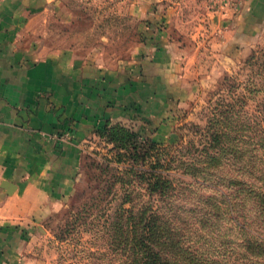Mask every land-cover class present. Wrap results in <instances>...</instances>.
<instances>
[{"label": "rangeland", "instance_id": "374dc122", "mask_svg": "<svg viewBox=\"0 0 264 264\" xmlns=\"http://www.w3.org/2000/svg\"><path fill=\"white\" fill-rule=\"evenodd\" d=\"M18 2L29 19L21 29L24 47L66 51L120 76L118 83L132 95L126 119L111 126L135 132L141 155L132 157L126 139L112 138L109 129L95 132L60 200L27 209V202L7 201L0 191V264H117L110 220L123 201L124 207L135 204L134 211L151 202L173 217L192 236V250L222 243L225 221L211 218L200 228L207 205L198 195L211 189H183L191 178L175 162L198 153L213 117L223 125L245 118L252 126L238 131L250 136L258 122L264 124V17L247 16L255 0ZM158 159L171 162L168 178L176 189L170 197L146 190L142 172ZM238 208L239 221L259 228L252 211ZM194 230L210 235L209 245H200Z\"/></svg>", "mask_w": 264, "mask_h": 264}, {"label": "crops", "instance_id": "0c3cea01", "mask_svg": "<svg viewBox=\"0 0 264 264\" xmlns=\"http://www.w3.org/2000/svg\"><path fill=\"white\" fill-rule=\"evenodd\" d=\"M19 5L0 0V181L16 184L12 194L0 191L7 201L40 209V201L60 200L70 189L95 129L126 119L132 92L120 86V76L66 51L24 47L21 29L29 19ZM249 8L248 17H264V0ZM65 132L68 138H60Z\"/></svg>", "mask_w": 264, "mask_h": 264}, {"label": "trees", "instance_id": "16d2710c", "mask_svg": "<svg viewBox=\"0 0 264 264\" xmlns=\"http://www.w3.org/2000/svg\"><path fill=\"white\" fill-rule=\"evenodd\" d=\"M259 74L264 77V70ZM111 124L107 120L95 132L102 134L109 129L112 138L126 139L124 146L132 147V157L141 155L135 152L138 135L120 124ZM241 125L244 130L252 126L245 118L238 122L226 119L223 125L219 118L213 117L198 153L175 162L191 178L183 189L189 186L211 189L210 194L198 195L199 202L207 205L199 218L200 228H205L211 218L216 224L225 221L229 229H225V239L219 240L222 243L211 244L210 235L194 230L200 235L196 241L200 245L210 242V246L192 250V236L185 234L173 217L161 214L151 202L134 211L135 204L124 207L123 201L110 220L115 249L121 257L117 264H264V124L257 123V136L239 132ZM156 162L158 165L141 171L147 174L146 190L170 197L176 189L168 178L171 162L160 159ZM241 206L253 212L259 228L238 220L235 210ZM234 234L233 238L229 236Z\"/></svg>", "mask_w": 264, "mask_h": 264}, {"label": "water", "instance_id": "95a60500", "mask_svg": "<svg viewBox=\"0 0 264 264\" xmlns=\"http://www.w3.org/2000/svg\"><path fill=\"white\" fill-rule=\"evenodd\" d=\"M0 186L5 189L7 194H12L16 189V184L7 179H2L0 181Z\"/></svg>", "mask_w": 264, "mask_h": 264}, {"label": "built area", "instance_id": "2783aa9c", "mask_svg": "<svg viewBox=\"0 0 264 264\" xmlns=\"http://www.w3.org/2000/svg\"><path fill=\"white\" fill-rule=\"evenodd\" d=\"M69 132H65L64 134L60 135L59 137L62 139H67L68 138V134Z\"/></svg>", "mask_w": 264, "mask_h": 264}]
</instances>
